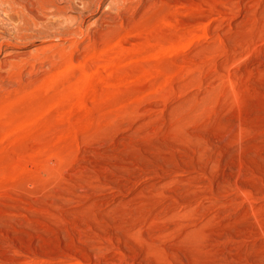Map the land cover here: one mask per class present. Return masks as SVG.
<instances>
[{
  "label": "rangeland",
  "instance_id": "obj_1",
  "mask_svg": "<svg viewBox=\"0 0 264 264\" xmlns=\"http://www.w3.org/2000/svg\"><path fill=\"white\" fill-rule=\"evenodd\" d=\"M0 264H264V0H0Z\"/></svg>",
  "mask_w": 264,
  "mask_h": 264
}]
</instances>
